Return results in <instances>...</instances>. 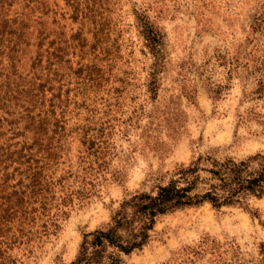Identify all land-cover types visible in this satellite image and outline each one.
I'll return each instance as SVG.
<instances>
[{
	"label": "rangeland",
	"instance_id": "1",
	"mask_svg": "<svg viewBox=\"0 0 264 264\" xmlns=\"http://www.w3.org/2000/svg\"><path fill=\"white\" fill-rule=\"evenodd\" d=\"M56 1V19L69 35L81 27L89 42L111 49L107 89L90 93L91 112L81 107L79 116H72L74 123L91 116L105 123L106 153L82 173L79 142L72 143L59 174L73 164L68 188L84 187V196L78 194L67 214L48 224L49 231L40 223L27 243L10 250L16 264H71L85 235L106 229L125 201L155 192L200 157L264 156V83L259 81L264 62L246 55L236 63L237 54L254 48L251 25L264 17V0H78L89 15L83 27L70 19L65 0ZM140 18L164 35L156 95L148 86L156 58L146 46ZM53 19L51 14L48 26ZM72 58L76 69L79 58ZM61 72L71 83L65 89L71 87L72 96L79 93L76 76L67 66ZM124 261L264 264V197L251 198L248 207L216 209L204 203L162 215L152 240Z\"/></svg>",
	"mask_w": 264,
	"mask_h": 264
},
{
	"label": "trees",
	"instance_id": "2",
	"mask_svg": "<svg viewBox=\"0 0 264 264\" xmlns=\"http://www.w3.org/2000/svg\"><path fill=\"white\" fill-rule=\"evenodd\" d=\"M65 1L70 19L83 27L89 15L81 2ZM58 7L56 0H0V264H16L10 250L27 243L29 236L36 234V225H56L76 196H84V187L68 188L73 164L59 174L72 143L79 142L78 169L82 173L91 168L94 157L106 153L105 123L98 124L93 116L74 123L72 116H79L81 107L91 112L90 93L107 89L111 49L89 42L81 27L69 35L67 26L56 19ZM51 14L54 19L48 26ZM61 15L66 18V13ZM140 23L146 46L156 58L148 84L149 92L156 95L164 35L150 21L140 18ZM251 28L256 43L249 53L237 54V65L246 55L264 62V17H256ZM93 34L95 39L97 31ZM72 57L79 58L76 69ZM65 66L76 76L79 93L73 96L71 87L65 89L71 84L63 81ZM259 81L264 83V74ZM79 95H83L82 103ZM80 172H75L78 178ZM263 197V155L246 160L200 157L181 166L155 192L125 201L106 229L85 235L71 264H125L124 256L142 250L152 240L162 215L204 203L216 209L248 207L251 198Z\"/></svg>",
	"mask_w": 264,
	"mask_h": 264
}]
</instances>
